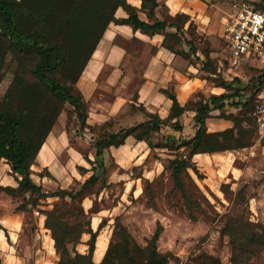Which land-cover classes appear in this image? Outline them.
I'll use <instances>...</instances> for the list:
<instances>
[{"label": "rangeland", "instance_id": "obj_1", "mask_svg": "<svg viewBox=\"0 0 264 264\" xmlns=\"http://www.w3.org/2000/svg\"><path fill=\"white\" fill-rule=\"evenodd\" d=\"M204 1L220 10L222 21L217 25L211 41H205L196 33L195 24H190L188 34L197 50L206 53L211 48L213 51V57L202 62L200 76L207 80L208 87L215 93L208 89L194 94L189 109L203 95L207 97L226 93L220 86L221 81L230 82L239 78L248 84V88L244 96L237 100H245L247 96H251L249 110L245 112L241 108L229 107L223 113L213 112L209 127L221 132L210 131L216 132V135L210 140L208 148L223 141L222 131L234 126L236 130L230 144H235V140L239 139L248 146L219 152V156H213L212 153L194 156L192 162L198 173L188 170L189 177H184L186 193L176 187L169 164L170 160L187 154L189 149L174 151L155 148L150 150L143 164L130 165L126 169H119L114 159L107 157V170L101 174L98 183L87 189L82 196L86 201L85 207L81 202L82 197L77 202H71L69 198H49L36 202V195L31 198L29 194H8L13 198L14 206L11 210L25 215V227L16 251L19 258L26 260V264H59L56 250L52 252L49 247V239L54 241L51 230L45 225L46 212L56 205L71 219L77 216L84 226L88 223L93 231L104 223L96 240V248L100 240L105 241L106 252L111 245L112 258L106 264H128L124 257L126 241L137 264H147V247L158 228L161 233L157 248L160 254L168 257V264H242V260L247 261L244 264H264V244L254 241L252 237L253 234L260 238L264 236V142L258 138L254 114L258 101L264 100V85L260 86L258 79L264 74V69L256 62L232 66L222 37L224 19L234 14L242 3H260L264 6V0ZM5 43L0 41V103L9 92L17 73L25 80L23 84L35 82L32 70L38 61L37 55L19 53L10 46L9 41L7 45ZM192 45L189 46L191 51ZM135 69L139 75L142 65L136 63ZM213 70H217L216 74L212 73ZM54 76L63 84H70L74 78L64 68ZM139 80L136 77L131 92L136 90ZM15 98L12 106L22 108V100L17 95ZM190 111H187L189 118L192 117ZM171 130L170 126H164L161 132L153 134V142L163 144L165 137L170 134L187 139L195 135V132L178 133L170 132ZM94 133L98 136L108 132ZM76 137L79 136L72 137V144L87 156L88 151L93 149L94 142L88 137L87 143L81 142L83 145H80L75 140ZM90 166L92 167L91 164ZM90 174L83 176L88 178ZM41 175L52 179L47 170ZM124 176L128 179L122 180ZM34 179L38 181L36 176ZM82 184L76 182L71 191L77 192ZM95 217L100 218L97 227L92 225ZM41 219L44 220L43 225ZM227 226H230V231L233 227L232 236L226 233ZM90 238L89 233H84L80 243L70 245V249L86 254ZM259 246L263 248L260 251L257 250ZM102 260L103 258L100 261L94 258L97 264ZM0 264H5L1 256Z\"/></svg>", "mask_w": 264, "mask_h": 264}, {"label": "trees", "instance_id": "obj_2", "mask_svg": "<svg viewBox=\"0 0 264 264\" xmlns=\"http://www.w3.org/2000/svg\"><path fill=\"white\" fill-rule=\"evenodd\" d=\"M141 1L142 10L147 12L149 18L153 20L152 23L142 21L138 17L137 9L127 0H0L1 43L3 41V44L5 42L8 44L9 41L10 46L19 53L38 56V61L32 70L35 82L23 84L25 80L17 73L9 92L0 103V159L7 160L13 172L21 177L18 179L17 188L0 185L1 192L12 196L29 194L31 198L36 195L37 200H34L36 202L48 198L63 200L69 198L71 202H77L87 189L98 183L101 174L105 173L107 157L114 159L110 148L124 145L127 138L132 136L138 141H145L150 149L167 148L174 151L182 148L189 149L187 154L170 160L169 164L176 187L186 193L184 177H189L188 170L192 169L198 173L195 163L192 162L195 155L248 146L236 138V143L230 144V141L234 139L236 130L234 126L222 131L223 141L216 142L208 148L210 140L216 135L208 132L207 127V120L214 111L223 113L229 107L241 108L245 112L249 110L251 96H247L245 100H237L244 96L248 88V84L239 78L230 82L221 81L220 86L227 91L226 93L211 94L207 97L201 93L203 96L199 98V101L194 102L192 109L189 107L193 102L182 106L173 91L163 90L173 102L170 116L166 120L158 115L146 113L144 108H140V111L147 117V120L142 123L121 128L116 132L103 131L114 124V122H108L101 127L90 128L91 131L99 129L101 132L108 133L96 136L94 132H84L89 128L87 125L88 105L76 87V83L110 24L130 25L135 30H141L149 35L175 27L177 29L175 33L166 32L164 46L174 51L176 46H180L183 42L179 34L184 35L183 26L190 21L189 16L178 14L173 19L161 21L155 16L156 9L160 6L159 1ZM255 5L264 9L263 4ZM119 8L127 12V18L118 19L116 17ZM171 41L173 44H170ZM186 42L187 45H192L191 41L186 40ZM192 49L196 53L197 48L194 45ZM207 59H210L209 54ZM62 68L74 76L70 84H63L54 76ZM216 72L217 70H213L212 73L216 74ZM258 79L259 85L263 86L264 74ZM16 95L23 102L22 108L12 106ZM64 109H68L70 115L76 116L79 125L77 136L85 139L86 133L93 134L90 141L94 142L95 160H88L86 156L92 167L79 169L82 175L91 173L80 190L77 192L59 190L46 193L42 186L33 181L31 167ZM133 109L136 108L133 106ZM190 110L195 112L193 121L197 127L191 139L170 134L165 137L163 144L153 142V134L161 132L164 126H170L178 133L182 132L184 126L180 118ZM83 200L84 198L81 201L82 204ZM46 215L45 225L51 230L55 250L59 256V264H97L94 261V253L97 237L104 226L103 222L98 230L93 231L88 223L84 226L78 221L77 216L71 219L67 213L60 211L57 205L54 209L47 211ZM230 230V226L225 229L226 233L232 236L233 227L232 231ZM86 232L91 235L88 252L82 254L75 249L71 250L70 245L79 244L82 235ZM160 233L161 229L158 228L147 247V264L169 263L168 257L160 254L157 248ZM252 237L254 241L264 244V236L260 238L253 234ZM125 243L124 257L128 264H137L131 251L128 250V242ZM261 249L263 248L259 246L257 250ZM111 258L110 245L100 264H106ZM246 262L242 260V264Z\"/></svg>", "mask_w": 264, "mask_h": 264}, {"label": "crops", "instance_id": "obj_3", "mask_svg": "<svg viewBox=\"0 0 264 264\" xmlns=\"http://www.w3.org/2000/svg\"><path fill=\"white\" fill-rule=\"evenodd\" d=\"M158 1L160 6L155 12L158 20H170L178 14L190 17L189 23L183 26L184 35L179 34L183 38L182 44L176 46L174 51L164 46L166 32L175 33L177 31L175 27L149 35L141 30H135L130 25L110 24L76 83V87L88 105L87 125L89 128L84 132H101L100 130L91 131L90 128L101 127L108 122H114V124L103 131L116 132L121 128L142 123L147 120V117L140 111V108H144L146 113L158 115L166 120L170 116L173 102L163 90L173 91L182 106L187 105L193 95L198 92H206L209 89L211 93H215L208 87L207 80L200 76L202 62L208 54L213 57V51L209 48L206 53L200 50L194 53L190 50L186 40L193 41L188 34L190 24L193 23L196 25V33L205 41H211L216 33L217 25L223 18L220 10L204 0ZM127 2L137 9L138 17L142 21L153 22L147 12L142 10L141 0H127ZM116 17L124 19L128 17V14L124 9L119 8ZM225 20L226 18L224 22ZM136 63L142 65L139 75L135 69ZM259 64L260 68L264 69V64L262 62ZM136 77L140 78L139 84L136 90L131 92ZM136 95L137 98H135ZM188 112L180 118L184 126L182 132H196L197 127L192 123L195 112L190 111L191 118L187 116ZM218 112L214 111L217 114ZM210 118L207 120L208 132H221L210 129L208 124ZM223 121L228 123L227 120ZM166 128L170 130L169 127ZM78 130L76 116L70 115L69 110L64 109L46 142L42 145L31 170L33 181L42 186L46 193L72 190L76 182H85L86 178L79 169L91 168L88 160H95V149L93 147L88 151L87 160L83 151L72 144V137L77 135ZM170 132L176 131L171 130ZM92 135L86 133L85 139L76 137L75 140L83 145L82 143H87V138ZM150 150L145 141H138L130 136L124 145L111 147L110 153L119 169H126L130 165L143 164ZM218 153L212 154L219 156ZM195 156H200V154ZM44 170L48 171L52 179L41 175ZM34 176L38 181L34 179ZM18 179L21 177L13 172L11 164L5 159H0V185L17 188ZM123 179L128 178L124 176ZM111 181L114 180L111 179ZM85 203L86 201L83 200L84 207ZM13 206V198L0 191V256L4 258L5 264H26V260L19 258L16 251L25 227V215L22 212L11 210ZM96 220L92 222L94 227L100 223V218ZM43 221L41 219V225ZM98 245L94 258L100 261L101 259L96 258ZM49 247L52 252L55 251L54 241L51 238Z\"/></svg>", "mask_w": 264, "mask_h": 264}, {"label": "built area", "instance_id": "obj_4", "mask_svg": "<svg viewBox=\"0 0 264 264\" xmlns=\"http://www.w3.org/2000/svg\"><path fill=\"white\" fill-rule=\"evenodd\" d=\"M222 37L232 66L264 64V9L253 3H242L226 18ZM254 114L258 138L264 142V100L258 101Z\"/></svg>", "mask_w": 264, "mask_h": 264}, {"label": "bare ground", "instance_id": "obj_5", "mask_svg": "<svg viewBox=\"0 0 264 264\" xmlns=\"http://www.w3.org/2000/svg\"><path fill=\"white\" fill-rule=\"evenodd\" d=\"M95 223H96V221H95ZM105 250H106V243L104 240H100L99 245H98L96 258L99 260L102 259L104 252H106Z\"/></svg>", "mask_w": 264, "mask_h": 264}]
</instances>
